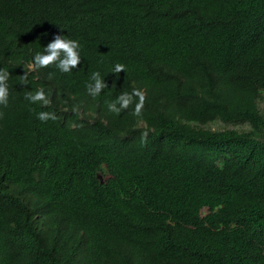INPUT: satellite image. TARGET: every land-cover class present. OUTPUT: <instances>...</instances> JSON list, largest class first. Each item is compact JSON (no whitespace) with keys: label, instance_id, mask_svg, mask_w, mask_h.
Returning a JSON list of instances; mask_svg holds the SVG:
<instances>
[{"label":"trees","instance_id":"obj_1","mask_svg":"<svg viewBox=\"0 0 264 264\" xmlns=\"http://www.w3.org/2000/svg\"><path fill=\"white\" fill-rule=\"evenodd\" d=\"M0 70V264H264V0H0Z\"/></svg>","mask_w":264,"mask_h":264},{"label":"clouds","instance_id":"obj_2","mask_svg":"<svg viewBox=\"0 0 264 264\" xmlns=\"http://www.w3.org/2000/svg\"><path fill=\"white\" fill-rule=\"evenodd\" d=\"M80 45L77 41L64 39L61 35H56L54 39L48 43L45 47L44 53L37 52L33 58L32 64H28V68L37 71L41 68H47L52 65L56 67L63 73H68L72 69L77 68L80 64L81 57L79 54ZM125 71V66L123 64H116L114 66L113 72L120 73ZM10 73L4 70H0V106H8V78ZM23 79L27 80V73L23 76ZM91 80L94 83H89L87 85V92L93 98L98 96L103 89L107 87V84L104 82V79L101 78L99 72H94L91 76ZM134 98H138L135 102V107L132 112V115L136 117H141L143 113V108L146 100L145 93L139 89H133L132 93H122L119 95L115 101L109 102L107 104L108 111L119 115L122 111L129 109L133 103ZM25 99L29 100L32 103H41L44 106L50 104V100L46 95L43 88H40L35 91V93H28L25 96ZM74 112H78V109L74 108ZM3 114L0 113V116ZM38 119L41 121H48L49 119L55 120L56 116L54 113L50 112H40L38 114ZM148 136V131L145 130L142 133L141 141L146 143Z\"/></svg>","mask_w":264,"mask_h":264},{"label":"rangeland","instance_id":"obj_3","mask_svg":"<svg viewBox=\"0 0 264 264\" xmlns=\"http://www.w3.org/2000/svg\"><path fill=\"white\" fill-rule=\"evenodd\" d=\"M142 125V124H141ZM209 128L212 130H224V129H237V130H246L248 126L246 124H225L221 122H216L209 125ZM207 213V209L202 210V215Z\"/></svg>","mask_w":264,"mask_h":264}]
</instances>
